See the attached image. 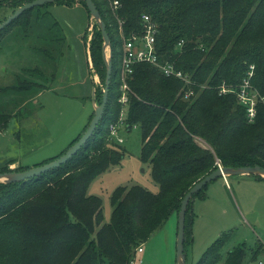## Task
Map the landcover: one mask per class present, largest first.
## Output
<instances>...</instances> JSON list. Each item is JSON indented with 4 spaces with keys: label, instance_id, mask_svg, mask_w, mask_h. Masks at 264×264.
Wrapping results in <instances>:
<instances>
[{
    "label": "trees",
    "instance_id": "16d2710c",
    "mask_svg": "<svg viewBox=\"0 0 264 264\" xmlns=\"http://www.w3.org/2000/svg\"><path fill=\"white\" fill-rule=\"evenodd\" d=\"M27 1L0 0V5L14 11ZM70 1L81 3L89 17L83 0H55L42 6ZM92 1L110 39L112 65L113 42L121 45V33L140 32L141 14L145 13L158 24V59L172 62L189 78L185 83L182 78L164 75L148 62L135 63L125 75L129 87L124 106L126 126L139 127L140 158L151 165L159 189L152 192L138 184L116 186L110 195L108 221L103 220L101 198L87 193L91 179L123 156L118 143H105L108 125L116 121L121 110L120 66H112L102 117L76 153L33 177L0 182V264H130L135 248L170 215L175 214L177 219L185 192L218 163L264 167V101H257L256 114L249 121L236 94L243 80L248 79L264 97V0H117L115 8L113 0ZM38 6L23 10L4 25L0 41L7 34L36 33L35 38L43 45L33 47L42 53L43 62H60L65 55V35L58 21L39 11ZM40 21L46 24L38 33L35 28ZM87 34L83 33L82 41L84 47L88 44L92 69L102 84L96 87L90 80L95 101L100 103L106 73L102 34L96 23L89 41ZM180 40L182 45L176 50ZM250 64L251 75H247ZM25 70L40 78L44 73L41 66ZM49 75L53 77L52 72ZM225 83L235 91H221ZM34 86L43 84L18 74L16 81L3 90L25 93ZM188 90L191 93L185 96ZM17 112L19 109L12 112L0 108V131ZM92 115L93 111L83 129ZM28 167L9 168L5 164L0 171ZM206 185L192 195L186 208L184 252L192 239V200ZM227 239L226 233L216 237L195 264L215 263ZM260 247L247 248L240 243L227 251L224 264L252 261ZM248 255L250 258L244 261Z\"/></svg>",
    "mask_w": 264,
    "mask_h": 264
},
{
    "label": "rangeland",
    "instance_id": "374dc122",
    "mask_svg": "<svg viewBox=\"0 0 264 264\" xmlns=\"http://www.w3.org/2000/svg\"><path fill=\"white\" fill-rule=\"evenodd\" d=\"M11 9L8 5H0V19L11 14ZM38 9L58 21L68 47L62 46L65 55L60 62L55 60L46 64L42 53L33 47L43 45L41 39L35 38L36 33L2 36L0 108L12 112L19 109V112L12 115L0 131V170L5 164L9 168L18 165L31 167L61 153L83 132L93 111L90 80L96 87H102L100 78L92 69L88 44L86 49L82 41L85 31L88 33L86 41H89L95 23L87 17L84 6L77 1L54 2L40 5ZM44 24L45 21L38 23L35 28L38 33L45 29ZM120 47L119 43L113 42L114 69L119 65ZM34 66L43 68L41 78L30 76L25 70ZM251 66L247 75L251 73ZM51 72L53 77L49 75ZM18 74L43 86H34L25 93L4 91L5 86L16 81ZM222 85L235 91L232 85ZM95 104L99 102L95 101ZM125 115L124 110V117L119 113L116 121L109 123L105 137V143H118L123 156L119 162L94 176L87 188V193L101 198L104 221L110 219V195L116 186L138 184L152 192L159 189L152 177L151 165L140 158V129L136 125L128 129ZM197 141L206 146L204 141ZM226 179L224 182L223 176L216 177L207 183L200 195L193 197L192 239L185 245L186 264H195L206 247L222 233H226L228 239L220 250V258L213 264H224L227 251L240 243L253 249L261 245L257 258L247 264H256L258 260L264 262V180H257L252 174H230ZM176 230L177 219L172 214L141 242L142 251H135L134 263L175 264ZM249 258L248 255L244 261Z\"/></svg>",
    "mask_w": 264,
    "mask_h": 264
},
{
    "label": "water",
    "instance_id": "95a60500",
    "mask_svg": "<svg viewBox=\"0 0 264 264\" xmlns=\"http://www.w3.org/2000/svg\"><path fill=\"white\" fill-rule=\"evenodd\" d=\"M55 0H30L19 7H17L11 14H9L4 20L0 22V29L9 23L13 18L18 16L23 10L31 8L36 5H42L48 2H53ZM85 6L89 12V19L91 22H95L98 25V28L102 34V57L106 67L104 86L102 89V98L99 104H95L94 98V86L92 87L91 98L93 102V115L89 120L87 126L77 138L64 152L60 155L51 159L47 162L33 165L26 169L22 170H10V171H0V182H13L29 177L38 175L52 167H56L61 163H64L68 158H70L76 151L86 142V140L91 136L94 131L97 123L102 117L104 107L107 101L108 87L110 83L111 76V48H110V39L105 28V23L102 20L96 5L92 0H83ZM108 49V53L106 50ZM230 174H252L260 175L264 177V167L259 164L254 165H243L238 167H228L221 164H218L217 167L210 172L206 173L204 176L195 181L185 192L183 197L180 200V206L177 213V230H176V242H175V264H186L185 252H184V225H185V212L188 205V202L192 195L199 191L204 185L209 181L215 179L218 176H227Z\"/></svg>",
    "mask_w": 264,
    "mask_h": 264
},
{
    "label": "built area",
    "instance_id": "2783aa9c",
    "mask_svg": "<svg viewBox=\"0 0 264 264\" xmlns=\"http://www.w3.org/2000/svg\"><path fill=\"white\" fill-rule=\"evenodd\" d=\"M117 0H113L112 7H117ZM141 24L142 28L140 32L132 31L128 35L121 33V54H120V75L121 84L120 90L121 94L118 101L121 103L120 115L124 117V106L128 100L129 87L125 80V75L132 71V67L137 62H148L152 65L158 67L164 75L175 76L182 78L185 83L189 82V78L180 69L174 67V64L170 61L161 62L158 59L156 53V34L158 31V24L151 20L148 14H141ZM182 40H180L176 45V50L182 45ZM252 67V66H251ZM251 75V73H249ZM221 91L225 92L229 89L225 86H221ZM231 90V89H230ZM191 91L185 92V96L190 94ZM237 99L245 107L247 119L251 121L256 114V103L259 100L264 101V97L260 96L255 89L251 87L248 79H244L237 89ZM114 127H112V130ZM116 132V130H115ZM117 134V133H116ZM121 141V138L118 139ZM136 252L142 251L141 244L135 248ZM130 264H135L131 260ZM254 264V263H251ZM256 264H264L262 260H258Z\"/></svg>",
    "mask_w": 264,
    "mask_h": 264
},
{
    "label": "crops",
    "instance_id": "0c3cea01",
    "mask_svg": "<svg viewBox=\"0 0 264 264\" xmlns=\"http://www.w3.org/2000/svg\"><path fill=\"white\" fill-rule=\"evenodd\" d=\"M223 180H224V182H227L226 176H223ZM257 180H264V179L261 178V179H257Z\"/></svg>",
    "mask_w": 264,
    "mask_h": 264
}]
</instances>
